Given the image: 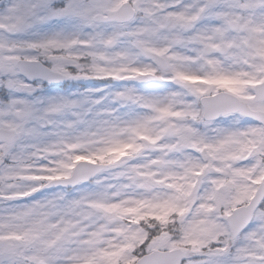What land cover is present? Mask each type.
<instances>
[{
    "label": "snow or ice",
    "instance_id": "snow-or-ice-1",
    "mask_svg": "<svg viewBox=\"0 0 264 264\" xmlns=\"http://www.w3.org/2000/svg\"><path fill=\"white\" fill-rule=\"evenodd\" d=\"M0 264H264V0H0Z\"/></svg>",
    "mask_w": 264,
    "mask_h": 264
}]
</instances>
